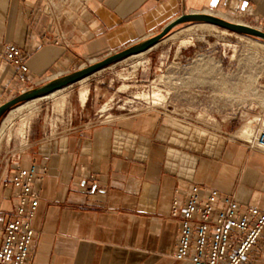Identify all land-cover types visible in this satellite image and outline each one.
Here are the masks:
<instances>
[{"label": "crops", "instance_id": "0c3cea01", "mask_svg": "<svg viewBox=\"0 0 264 264\" xmlns=\"http://www.w3.org/2000/svg\"><path fill=\"white\" fill-rule=\"evenodd\" d=\"M247 4L253 13L245 16L264 26V0H83L62 24L51 19L46 0H0V49L15 44L28 65L21 86L17 68L0 53V104L159 33L181 13H233ZM179 96L51 136L39 125L27 129L26 145L5 154L4 174L9 179L16 166L37 170L39 204L25 264H190L174 257L179 231L169 206L177 186L212 187L264 211V150L252 142L255 128L240 138L237 116L225 120L223 113L192 125L190 117L205 109ZM238 109L264 116L251 98ZM13 204L14 189L0 187V248ZM248 257L241 264H264V232Z\"/></svg>", "mask_w": 264, "mask_h": 264}, {"label": "rangeland", "instance_id": "374dc122", "mask_svg": "<svg viewBox=\"0 0 264 264\" xmlns=\"http://www.w3.org/2000/svg\"><path fill=\"white\" fill-rule=\"evenodd\" d=\"M82 1L46 0L48 13L54 21L65 23ZM211 14L264 30L263 24L236 11ZM81 85L87 90L82 104L78 92ZM175 94L205 109L190 117L192 125L216 122L220 118L215 114L223 113L225 120L237 116L253 131L258 116L242 113L238 105L251 98L264 109V41L206 22L182 23L148 51L106 66L82 83L12 107L0 118V176L9 168L5 154L14 146L22 149L26 145V136L21 139L16 130L31 113L27 129L39 125L51 136L80 124L165 105Z\"/></svg>", "mask_w": 264, "mask_h": 264}, {"label": "built area", "instance_id": "2783aa9c", "mask_svg": "<svg viewBox=\"0 0 264 264\" xmlns=\"http://www.w3.org/2000/svg\"><path fill=\"white\" fill-rule=\"evenodd\" d=\"M235 11L247 15L253 13V8L247 4ZM0 51L17 68L18 83L24 86L28 82L26 54L11 43ZM254 128L253 143L264 150L262 116L257 117ZM36 175L35 166L30 165L16 166L9 179L3 174L0 176L1 188L14 189V210L4 221L0 264L26 263L34 233L32 221L39 204V195L32 189ZM169 215L178 221L174 257L190 264H241L249 258L264 232V211L238 203L232 193L222 194L218 189L200 184L177 186L170 200Z\"/></svg>", "mask_w": 264, "mask_h": 264}, {"label": "water", "instance_id": "95a60500", "mask_svg": "<svg viewBox=\"0 0 264 264\" xmlns=\"http://www.w3.org/2000/svg\"><path fill=\"white\" fill-rule=\"evenodd\" d=\"M190 22H206L213 24L216 27L226 29L230 32H236L247 36L249 35L260 41H264V30L249 24L246 25L236 21L232 22L221 16L213 15L206 11L181 13L176 16L175 19L162 26V29L159 31V33L155 35L139 40L132 45L120 49L118 52L106 55V57L97 61H93L89 65L79 67L77 70L64 73V75L51 77L49 80L37 84L34 87L21 90V92L0 104V118L12 107L21 104L22 102L36 100V98L48 96L50 93L64 89L66 86L77 83L81 79L87 78L89 75H92V73L106 68V66L118 63L124 58L148 51L149 48H152L154 45L160 42L162 38L165 37L170 32V30L175 28L177 25Z\"/></svg>", "mask_w": 264, "mask_h": 264}, {"label": "bare ground", "instance_id": "6f19581e", "mask_svg": "<svg viewBox=\"0 0 264 264\" xmlns=\"http://www.w3.org/2000/svg\"><path fill=\"white\" fill-rule=\"evenodd\" d=\"M214 15V14H213ZM241 23V22H240ZM209 24V23H208ZM211 26H214L213 24H210ZM226 30V29H225ZM183 43V42H182ZM85 79V78H84ZM84 79L79 80L81 83L84 81ZM86 86L81 85L78 92H79V99L81 104L85 101L86 96H87V90L85 88ZM31 113V112H30ZM33 115L32 113L30 114V116ZM29 116V117H30ZM29 117H27L24 121H22V125L20 127L17 128V134L18 136L21 137V139L25 136L24 134H26V129L28 127L29 124ZM108 118V116L106 117ZM263 125H264V121H263ZM251 125L248 123L246 125H242L241 127H239V130H237V134L236 136H240V138H248L249 135H251ZM10 136V135H9ZM25 138V137H24ZM250 138V137H249Z\"/></svg>", "mask_w": 264, "mask_h": 264}]
</instances>
